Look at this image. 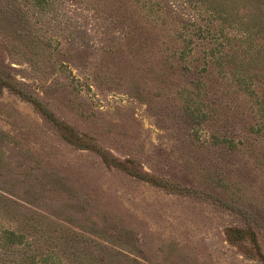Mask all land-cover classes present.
Returning <instances> with one entry per match:
<instances>
[{
    "label": "rangeland",
    "instance_id": "1",
    "mask_svg": "<svg viewBox=\"0 0 264 264\" xmlns=\"http://www.w3.org/2000/svg\"><path fill=\"white\" fill-rule=\"evenodd\" d=\"M210 2L0 0L7 260L264 264V0Z\"/></svg>",
    "mask_w": 264,
    "mask_h": 264
},
{
    "label": "trees",
    "instance_id": "2",
    "mask_svg": "<svg viewBox=\"0 0 264 264\" xmlns=\"http://www.w3.org/2000/svg\"><path fill=\"white\" fill-rule=\"evenodd\" d=\"M232 2H234V0H222V2H219V3H216V0H212V2H210L211 7H210V12H209V19H208L207 22H211V24H212V22H214L216 20L219 21L218 24H216L214 27H212V28H215L214 29L215 32L212 35V39L214 41L219 40V38L221 36H224L223 34L225 33V31L230 29V28H231L230 30L233 29L235 31V29H234L235 27L234 26H236V25H233V27H232L230 24H236V23L229 22L227 20V16L231 15V14H230V12L226 13L227 5L229 3H232ZM240 29H241L240 27H237V30H240ZM238 33L240 35L241 34L245 35V38H243V39H248L250 37L249 36L250 32H248L247 29L239 31ZM243 39H240V41L243 40ZM241 44L244 45V47H248V44L246 42L245 43L241 42ZM224 47H226V43L222 44V48H224ZM229 49H231V48L229 47ZM231 53H233V52H231ZM233 55H234V53H233ZM226 56H227V53H223V49H218L217 50V54L215 55V58H219L220 60H222ZM32 102L35 105L39 106V103L36 100L32 99ZM99 154L101 155V157L103 158L105 163L112 164V165H117V166H122L121 163H119V161H116V160H113V159H109L103 152H99ZM122 167L125 168L124 166H122ZM129 172H131L132 174L138 176L139 178H141V179H143L145 181H149V182H152L153 184L160 185V186H163V187H167L165 185V183H160L155 178H152V177H150L147 174H142V173H139V172H136V171L134 172V171H130V170H129ZM3 233H4V235H10V236H13L15 234L13 231H3ZM8 243L15 244V245L19 244L17 242H14L13 240H9ZM10 244H8V245H10ZM6 245H7V243L0 242V264H34L33 263V259H31V257H27L29 259H24L22 261L16 260L14 258H12L14 260H11V261L7 260V256L5 254L8 255V252L6 251L8 248H6ZM3 255L5 257L4 259H3Z\"/></svg>",
    "mask_w": 264,
    "mask_h": 264
}]
</instances>
